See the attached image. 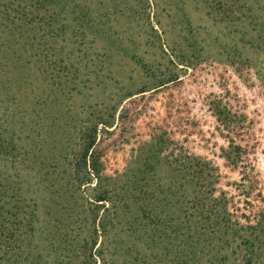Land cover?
Wrapping results in <instances>:
<instances>
[{
  "label": "rangeland",
  "instance_id": "rangeland-1",
  "mask_svg": "<svg viewBox=\"0 0 264 264\" xmlns=\"http://www.w3.org/2000/svg\"><path fill=\"white\" fill-rule=\"evenodd\" d=\"M61 1L68 67L54 84L51 66L37 56L41 89L30 94L34 121L23 137L36 125L38 157L67 155L76 163L97 128L99 175L88 195L109 190L113 206L136 195L131 187L138 184L161 216L141 218L139 227L121 210L99 240V264H173L174 252L158 242L171 154L218 169V183L211 178L219 205L213 233L203 219L167 211L190 224L198 247L193 264H241L251 252L246 241L254 264H264V43L253 41L264 0ZM46 89L54 94L45 97ZM162 147L166 152L154 156ZM151 154L155 169L144 175Z\"/></svg>",
  "mask_w": 264,
  "mask_h": 264
},
{
  "label": "trees",
  "instance_id": "trees-1",
  "mask_svg": "<svg viewBox=\"0 0 264 264\" xmlns=\"http://www.w3.org/2000/svg\"><path fill=\"white\" fill-rule=\"evenodd\" d=\"M68 22L61 0H0V264H99L103 256L102 248H97L99 240L110 232L121 210L130 213L139 227L141 218L152 222L161 217L152 205H146L153 196L138 184L131 187L136 195L130 193L113 206L109 190H101L95 198L88 195L93 176L99 175L97 128L76 163L67 161V155L38 157L42 151L34 136L36 125H30V133L23 137L27 121H34L32 107L28 108L34 104L30 94L41 89L37 56L51 66L54 84L66 73ZM87 27L83 20L81 28ZM258 32L253 41L264 43V24ZM49 78L42 80L49 83ZM48 91L54 92L46 89L42 92L45 97H50ZM24 141L30 142L22 145ZM165 152L158 148L154 156ZM151 156L142 168L144 175L155 169L149 167ZM169 156L163 206L166 216L158 227V242L165 244L167 253L174 252L173 264H193L198 247L190 224L176 222L167 211L182 214L188 221L203 219L213 233L217 219L212 216L219 205L211 178L216 177L218 183V169L190 154L184 159ZM224 204L228 210V202ZM250 251L246 241L245 252ZM251 252L242 256L241 264H254Z\"/></svg>",
  "mask_w": 264,
  "mask_h": 264
}]
</instances>
